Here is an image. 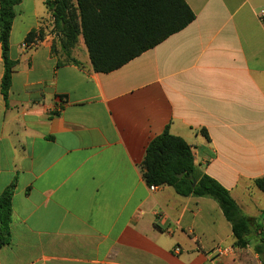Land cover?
<instances>
[{
  "label": "crops",
  "instance_id": "0c3cea01",
  "mask_svg": "<svg viewBox=\"0 0 264 264\" xmlns=\"http://www.w3.org/2000/svg\"><path fill=\"white\" fill-rule=\"evenodd\" d=\"M185 1L190 25L107 74L83 37L66 62L46 0L16 7L7 101L0 44V197L14 185L0 264H241L214 200L143 176L169 128L245 215L259 197L264 212V0Z\"/></svg>",
  "mask_w": 264,
  "mask_h": 264
},
{
  "label": "trees",
  "instance_id": "16d2710c",
  "mask_svg": "<svg viewBox=\"0 0 264 264\" xmlns=\"http://www.w3.org/2000/svg\"><path fill=\"white\" fill-rule=\"evenodd\" d=\"M20 3L21 0H0L4 64L1 87L5 101L16 66L10 56V35ZM46 5L53 15V32L66 62L80 65L72 58V52L83 37L94 72L104 74L120 69L196 19L185 0H53ZM36 36L37 32L32 31L26 42H33ZM142 170L148 186H168L182 197L214 200L232 227L235 247L245 249L252 236L259 237L254 251L264 264L260 225L264 212L260 219L245 215L230 192L196 165L192 148L185 140L166 128L148 145ZM255 185L264 193V177L257 179ZM13 189L14 185L10 186L0 197V247L11 243Z\"/></svg>",
  "mask_w": 264,
  "mask_h": 264
},
{
  "label": "rangeland",
  "instance_id": "374dc122",
  "mask_svg": "<svg viewBox=\"0 0 264 264\" xmlns=\"http://www.w3.org/2000/svg\"><path fill=\"white\" fill-rule=\"evenodd\" d=\"M256 192H259L262 196H264V193L262 191H259V189H256ZM263 200L259 197V201H257L255 207L253 208V213L251 214L255 219H260V215L257 214V211H260V206L262 205ZM260 242L259 237L252 236L251 240L249 241V246L245 249L238 248L239 252V258L237 257L238 261L241 262V264H259L261 261L258 255L254 251L255 245H257ZM244 257V258H243ZM243 258V259H242Z\"/></svg>",
  "mask_w": 264,
  "mask_h": 264
},
{
  "label": "built area",
  "instance_id": "2783aa9c",
  "mask_svg": "<svg viewBox=\"0 0 264 264\" xmlns=\"http://www.w3.org/2000/svg\"><path fill=\"white\" fill-rule=\"evenodd\" d=\"M52 1L53 0H46V2H52ZM261 19L264 20V13L261 15ZM159 188H160L159 186H149L151 192H156ZM261 233H262V244L264 246V220L262 221ZM224 251L225 250H223L222 252ZM259 264H261V262Z\"/></svg>",
  "mask_w": 264,
  "mask_h": 264
},
{
  "label": "water",
  "instance_id": "95a60500",
  "mask_svg": "<svg viewBox=\"0 0 264 264\" xmlns=\"http://www.w3.org/2000/svg\"><path fill=\"white\" fill-rule=\"evenodd\" d=\"M181 177V176H180ZM194 185H195V183H194Z\"/></svg>",
  "mask_w": 264,
  "mask_h": 264
}]
</instances>
